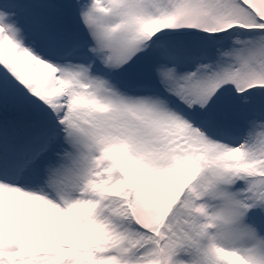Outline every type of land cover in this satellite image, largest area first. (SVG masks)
<instances>
[{"label":"snow or ice","instance_id":"6c2138e0","mask_svg":"<svg viewBox=\"0 0 264 264\" xmlns=\"http://www.w3.org/2000/svg\"><path fill=\"white\" fill-rule=\"evenodd\" d=\"M0 264H264V0H0Z\"/></svg>","mask_w":264,"mask_h":264}]
</instances>
